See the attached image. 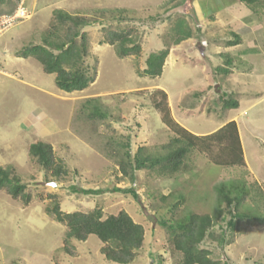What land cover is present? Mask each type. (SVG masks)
<instances>
[{
    "label": "rangeland",
    "instance_id": "1",
    "mask_svg": "<svg viewBox=\"0 0 264 264\" xmlns=\"http://www.w3.org/2000/svg\"><path fill=\"white\" fill-rule=\"evenodd\" d=\"M13 1L6 13L17 8ZM37 3L39 14L32 13L27 0L24 8L31 18L0 36V167L12 169L30 196L26 205L0 192V264H114L100 253L103 244L95 236L83 243L70 240L74 256L66 254V228L50 213L56 203L64 213L99 208L103 219L125 211L144 229L142 249L132 264H181L158 219L181 220L189 213L215 220L213 238L201 244L213 260L264 264V3L252 10L236 0ZM55 10L95 22L82 29L90 45L84 65L96 64L95 81L84 91L62 92L55 76L44 73L35 59L16 57L24 48L42 44ZM179 17L190 24L193 37L170 48L160 77L143 76L149 54L172 41L171 21ZM106 28L135 29L140 56L119 59L114 47L100 44ZM59 30L61 37L64 29ZM233 33L243 41L240 51L225 48ZM224 53L239 56L225 80L216 72L224 64L218 55ZM156 91H163L166 99ZM222 92L232 94L240 107L222 111ZM88 100H95L106 118H89L94 104L86 105ZM164 103L172 119L198 137L234 121L241 163L218 167L192 149L181 172L158 176L142 170L134 173V183L122 178L117 162L125 152L134 156L140 147L153 156L168 152L175 135L161 122ZM38 141L52 146L65 176L56 180L28 155L29 146ZM72 187L98 193L86 195ZM115 187L134 188L137 199L113 193ZM219 188L231 197L239 194L237 200L245 194L238 213L254 218H232L234 204L227 206ZM173 204L177 208L172 214Z\"/></svg>",
    "mask_w": 264,
    "mask_h": 264
},
{
    "label": "trees",
    "instance_id": "2",
    "mask_svg": "<svg viewBox=\"0 0 264 264\" xmlns=\"http://www.w3.org/2000/svg\"><path fill=\"white\" fill-rule=\"evenodd\" d=\"M236 1L250 10L264 3V0ZM17 2L19 3L18 0ZM117 12L122 13L124 11H112L110 13L114 15ZM52 21L53 25L42 39V44L28 46L17 53L16 57L35 59L41 65L44 73L55 76V86L58 90L65 93L84 91L95 81L96 64L93 68L84 65V59L89 56L90 45L87 33L82 32V29L95 22L83 16L71 15L61 10L53 11ZM171 25L172 41L166 44L163 49L149 54L143 76L160 77L170 48L178 46L193 37L190 24L183 17L171 21ZM59 28L64 29V34L61 37L58 36ZM196 32L200 31L196 30ZM134 35H136V30L133 28L127 29L125 32L124 30L117 31L106 28L103 29V40L100 41V44L114 47L119 59L131 56L138 57L141 54V47L133 38ZM232 37V40L225 42V48L240 44L241 37L239 34L233 33ZM224 54L218 55L224 59V64L222 67H217L216 72L220 74L221 79L225 80L231 74V67L236 59L229 53ZM156 92L166 99V94L163 91ZM231 96L232 94L228 95L226 92H222L218 96L222 111L227 112L239 108V101ZM195 98L197 97L195 96ZM95 102V100H88L85 104L92 105ZM160 112L162 124L175 135L169 145L168 152L165 155L153 156L148 154L147 149L144 147L138 148L134 156H131L129 152H125L123 158L117 162L118 171L122 178L134 183V173L142 170L150 171L158 176L181 172L186 156L192 149L208 156L210 162L218 167L228 168L241 163L242 147L237 125L234 121L228 122L209 135L198 137L172 119L167 103L160 107ZM89 118L104 119L106 114L102 113L94 104ZM28 155L42 170L51 173L56 180L67 174L61 162L54 157L50 144L41 141L33 143L29 146ZM71 190L86 195L98 193L94 190H77L73 187ZM223 190L219 188V197L226 202L228 207L234 204L232 218H254L250 214L238 213L245 194L242 199L237 200L236 197L239 194L231 197L227 191L224 192ZM0 192H5L12 200H21L26 205L30 202V196L26 193V186L22 184L20 178L13 173L12 169L0 167ZM112 192L130 194L137 199L134 188L120 189L115 187ZM243 193L245 192L243 191ZM179 199L181 200V198ZM176 208L177 205L173 204L170 212L173 214ZM50 213L54 216L56 222L66 228L63 250L69 257L74 256L73 248L69 247L68 244L70 240L83 243L89 236H95L103 244L100 253L108 262L114 264H132L142 249L144 229L142 225L135 223L123 210L116 215H110L103 219L102 211L99 208L88 213H64L56 203L51 208ZM158 224L166 231V241L169 246L181 255V264H219L212 259L211 251L201 248V244L207 238H213L211 230L215 220L210 216L189 213L181 220L158 219Z\"/></svg>",
    "mask_w": 264,
    "mask_h": 264
},
{
    "label": "built area",
    "instance_id": "3",
    "mask_svg": "<svg viewBox=\"0 0 264 264\" xmlns=\"http://www.w3.org/2000/svg\"><path fill=\"white\" fill-rule=\"evenodd\" d=\"M29 18L30 15L22 7H19L12 15L0 16V36L17 23L25 21Z\"/></svg>",
    "mask_w": 264,
    "mask_h": 264
},
{
    "label": "crops",
    "instance_id": "4",
    "mask_svg": "<svg viewBox=\"0 0 264 264\" xmlns=\"http://www.w3.org/2000/svg\"><path fill=\"white\" fill-rule=\"evenodd\" d=\"M19 3L17 2V0H14L13 2L16 3V7L20 4H23L25 5L26 4V1L27 0H18ZM9 2H12V0H0V14H4L6 13V9L8 7V3ZM38 3H37V0H31V10H32V13L36 11L37 14H39L42 10H37V6ZM243 48V41L240 42V44L236 45V46H233V47H230L229 49H235V51H240L239 49L240 48ZM233 51V52H235ZM234 58H236V60H238V57L239 56H236V55H232ZM247 64V63H246ZM232 74H230L229 76H231ZM239 107H240V102H239Z\"/></svg>",
    "mask_w": 264,
    "mask_h": 264
},
{
    "label": "clouds",
    "instance_id": "5",
    "mask_svg": "<svg viewBox=\"0 0 264 264\" xmlns=\"http://www.w3.org/2000/svg\"><path fill=\"white\" fill-rule=\"evenodd\" d=\"M19 7H22L23 9H25L24 8V5L23 4H20V5H18L17 6V8L13 11V12H11V13H4V14H0V16H3V15H12L15 11H17V9L19 8ZM27 11V10H26ZM28 12V11H27ZM28 14L30 15V18H31V14L28 12ZM29 18V19H30ZM29 19H27V20H29Z\"/></svg>",
    "mask_w": 264,
    "mask_h": 264
}]
</instances>
